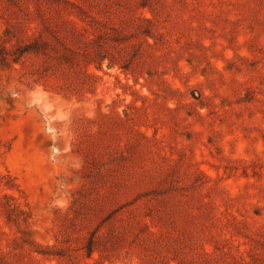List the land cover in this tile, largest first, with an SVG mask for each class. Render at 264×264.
Returning <instances> with one entry per match:
<instances>
[{
	"label": "rangeland",
	"instance_id": "1",
	"mask_svg": "<svg viewBox=\"0 0 264 264\" xmlns=\"http://www.w3.org/2000/svg\"><path fill=\"white\" fill-rule=\"evenodd\" d=\"M0 264H264V0H0Z\"/></svg>",
	"mask_w": 264,
	"mask_h": 264
}]
</instances>
